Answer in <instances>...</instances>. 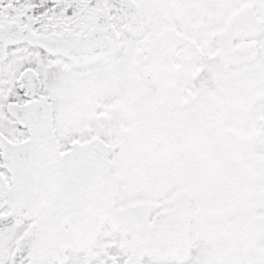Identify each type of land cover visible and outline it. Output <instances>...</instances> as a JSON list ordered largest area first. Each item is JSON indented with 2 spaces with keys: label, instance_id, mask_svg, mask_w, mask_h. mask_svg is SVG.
Segmentation results:
<instances>
[{
  "label": "flooded vegetation",
  "instance_id": "1",
  "mask_svg": "<svg viewBox=\"0 0 264 264\" xmlns=\"http://www.w3.org/2000/svg\"><path fill=\"white\" fill-rule=\"evenodd\" d=\"M80 2L75 21L39 35L20 29L8 38L10 25H0V136L26 143L28 129L10 113L45 105L62 154L104 143L121 180L116 209L150 206L144 233L107 225L73 251L60 239L20 252L25 235L41 229L2 210L0 264H264V158L255 153L264 149V0ZM223 44L253 49L244 65H222ZM214 64L225 79L212 75L202 99ZM25 81L31 101L11 102ZM9 124L24 131L9 135ZM156 157L175 158V172L138 169V158ZM1 167L0 151L9 187Z\"/></svg>",
  "mask_w": 264,
  "mask_h": 264
},
{
  "label": "water",
  "instance_id": "2",
  "mask_svg": "<svg viewBox=\"0 0 264 264\" xmlns=\"http://www.w3.org/2000/svg\"><path fill=\"white\" fill-rule=\"evenodd\" d=\"M217 47L216 60L233 66L244 65L253 49ZM29 109L10 113L28 129L26 143L12 145L0 136L1 170L10 178L8 187L0 175V211L9 210L13 219L38 223L41 229L38 234L31 229L18 243V251L57 248L60 239L73 251L79 243L94 241L107 225L122 235L131 236L133 228L142 235L150 206L144 202L116 209L121 180L111 172L109 148L93 141L75 144L62 154L53 134L51 108L41 105L35 113Z\"/></svg>",
  "mask_w": 264,
  "mask_h": 264
},
{
  "label": "snow or ice",
  "instance_id": "3",
  "mask_svg": "<svg viewBox=\"0 0 264 264\" xmlns=\"http://www.w3.org/2000/svg\"><path fill=\"white\" fill-rule=\"evenodd\" d=\"M14 4V7H13ZM82 4L80 0H0V25L9 26L4 33L8 38L15 37L20 29H26L37 35L41 34L40 29L43 27H53L60 21H75L80 16ZM6 10V11H5ZM48 22L47 24L45 22ZM214 75L218 82H223L225 72L222 66L218 64L211 65L209 71L204 74L199 87L202 92V99L208 98V91L213 86L211 76ZM34 92V85L25 81L24 86H17L16 95L9 98L11 102H18L17 96L25 101H31L32 96L29 92ZM8 134L15 135L18 131L24 129L17 128L9 124L7 126Z\"/></svg>",
  "mask_w": 264,
  "mask_h": 264
},
{
  "label": "rangeland",
  "instance_id": "4",
  "mask_svg": "<svg viewBox=\"0 0 264 264\" xmlns=\"http://www.w3.org/2000/svg\"><path fill=\"white\" fill-rule=\"evenodd\" d=\"M255 115V114H253ZM229 146V145H228ZM163 150L167 151V147H162ZM170 153V152H169ZM255 153L258 155H261L262 158H264V149L257 148L255 150ZM248 155H244V158H248ZM180 159V158H178ZM184 160L185 158H181ZM137 164L140 168H138L141 171H144L145 173H149V175H153L154 173H163L164 171L167 172H175L176 169V161L175 158H138ZM156 179L157 176L155 175Z\"/></svg>",
  "mask_w": 264,
  "mask_h": 264
}]
</instances>
